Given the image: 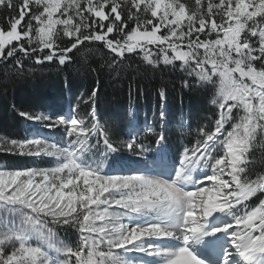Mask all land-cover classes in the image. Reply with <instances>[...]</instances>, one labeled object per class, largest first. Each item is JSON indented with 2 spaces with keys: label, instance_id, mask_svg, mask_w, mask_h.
I'll return each instance as SVG.
<instances>
[{
  "label": "snow or ice",
  "instance_id": "obj_1",
  "mask_svg": "<svg viewBox=\"0 0 264 264\" xmlns=\"http://www.w3.org/2000/svg\"><path fill=\"white\" fill-rule=\"evenodd\" d=\"M0 9L10 13L5 65H65L85 42H102L113 64L126 54L153 67L179 61L186 87L219 85L214 127L176 156L165 128L129 119L122 146L142 155L155 144L162 167L109 160L121 146L96 90L67 113L20 111L34 127L0 137V153L53 166L0 168V264H264V168L254 172L252 158L264 140V0H0ZM69 230L75 239H62Z\"/></svg>",
  "mask_w": 264,
  "mask_h": 264
},
{
  "label": "trees",
  "instance_id": "obj_2",
  "mask_svg": "<svg viewBox=\"0 0 264 264\" xmlns=\"http://www.w3.org/2000/svg\"><path fill=\"white\" fill-rule=\"evenodd\" d=\"M8 15L9 10L0 9V26L6 25ZM70 55L73 59L65 65L55 60L36 64L34 58L25 59L22 68L0 63V137L22 139L29 134L30 121L21 117L20 111L66 113L81 97L87 99L93 90L97 91L101 122L104 119L114 122L113 141L117 145L127 138L131 108L137 110L139 124L153 118L155 128L166 129L167 145L174 156L195 144L200 138V128L214 127L217 107L212 100L216 98V88L212 84L201 86L194 79L193 86L186 87L184 82L189 78L179 68L180 62H176V67H153L138 54H126L123 61L117 59L113 64V54L102 42H85ZM80 107L86 110L85 105ZM161 111L166 114L164 120L160 118ZM184 115L187 127L178 129L176 126ZM140 139L149 145L150 141L143 135ZM153 146L145 153H150ZM252 158L254 172L264 168V140L258 139ZM9 165L36 166L29 157L0 153V166ZM250 203L254 205L258 200L254 197ZM62 233L70 241L75 238L73 230Z\"/></svg>",
  "mask_w": 264,
  "mask_h": 264
},
{
  "label": "rangeland",
  "instance_id": "obj_3",
  "mask_svg": "<svg viewBox=\"0 0 264 264\" xmlns=\"http://www.w3.org/2000/svg\"><path fill=\"white\" fill-rule=\"evenodd\" d=\"M19 2H20V0H14V3H16V4H19ZM7 18H8V16H7ZM177 62H179V61H177ZM213 86L216 88V94H217L218 86H219L218 82L215 85H213ZM36 126L39 127V125H36ZM33 127H34V122L30 121V125H29L30 131L33 129ZM41 131L44 134H50V133H54L56 130L41 128ZM29 134H30V132H29ZM128 138L129 137L124 139L123 142L126 141ZM121 144H122V142H121ZM120 146H122V145H120ZM112 156H115L117 159L124 158V159L130 160V161H139V163L137 165H141L142 167H143V164H144L145 161L148 163V159H149V157L146 156L145 154H142V155L136 154V155H134L126 147H123V146H122V148H120V151L118 153L111 154L110 157H109V160H111ZM29 158L32 160V162L36 161L37 164H44L41 167L53 166V165L48 164V163L40 162V161L36 160V158H33V157H29ZM45 159L48 160L50 158H45ZM134 167H136V164L134 165ZM0 168H4V167L0 166ZM61 238L64 239V238H67V237L63 236V233H61ZM129 256H131V255H129Z\"/></svg>",
  "mask_w": 264,
  "mask_h": 264
},
{
  "label": "bare ground",
  "instance_id": "obj_4",
  "mask_svg": "<svg viewBox=\"0 0 264 264\" xmlns=\"http://www.w3.org/2000/svg\"><path fill=\"white\" fill-rule=\"evenodd\" d=\"M149 154L155 156V154H156V148L154 147ZM130 254H134V255L138 256L140 253H130Z\"/></svg>",
  "mask_w": 264,
  "mask_h": 264
}]
</instances>
